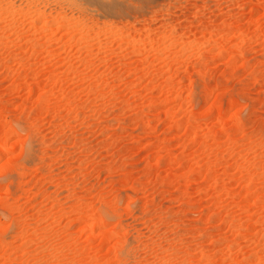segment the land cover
I'll return each instance as SVG.
<instances>
[{
  "label": "rangeland",
  "instance_id": "374dc122",
  "mask_svg": "<svg viewBox=\"0 0 264 264\" xmlns=\"http://www.w3.org/2000/svg\"><path fill=\"white\" fill-rule=\"evenodd\" d=\"M0 264H264V0H0Z\"/></svg>",
  "mask_w": 264,
  "mask_h": 264
}]
</instances>
